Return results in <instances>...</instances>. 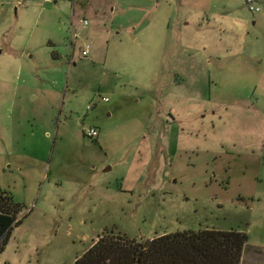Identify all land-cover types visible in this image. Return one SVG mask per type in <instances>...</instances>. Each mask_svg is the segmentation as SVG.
Wrapping results in <instances>:
<instances>
[{
	"label": "rangeland",
	"instance_id": "374dc122",
	"mask_svg": "<svg viewBox=\"0 0 264 264\" xmlns=\"http://www.w3.org/2000/svg\"><path fill=\"white\" fill-rule=\"evenodd\" d=\"M256 2L0 0V190L23 207L0 264L207 229L245 232L242 264H264Z\"/></svg>",
	"mask_w": 264,
	"mask_h": 264
},
{
	"label": "trees",
	"instance_id": "16d2710c",
	"mask_svg": "<svg viewBox=\"0 0 264 264\" xmlns=\"http://www.w3.org/2000/svg\"><path fill=\"white\" fill-rule=\"evenodd\" d=\"M21 204L0 190V252L15 226L22 223ZM248 235L241 231L177 232L135 240L104 233L73 264H242Z\"/></svg>",
	"mask_w": 264,
	"mask_h": 264
},
{
	"label": "built area",
	"instance_id": "2783aa9c",
	"mask_svg": "<svg viewBox=\"0 0 264 264\" xmlns=\"http://www.w3.org/2000/svg\"><path fill=\"white\" fill-rule=\"evenodd\" d=\"M59 1H64V0H46V2H48V3H57ZM246 5L249 7V10L252 13H259V12H261V8L258 6L256 0H246ZM85 24L87 25V22H85ZM75 38L77 39V34H75ZM90 49H91L90 46H87L84 49L83 55L85 57H87L89 55ZM104 101L105 102H109V99L106 98ZM90 108L91 107H89V109ZM85 135L88 138H91L93 140H97L99 138L100 132H99V129L98 128L91 127V128H88V129L85 130Z\"/></svg>",
	"mask_w": 264,
	"mask_h": 264
},
{
	"label": "crops",
	"instance_id": "0c3cea01",
	"mask_svg": "<svg viewBox=\"0 0 264 264\" xmlns=\"http://www.w3.org/2000/svg\"><path fill=\"white\" fill-rule=\"evenodd\" d=\"M111 4H113V2H111ZM183 82V81H182ZM182 82H179V84L181 85ZM106 99V98H105Z\"/></svg>",
	"mask_w": 264,
	"mask_h": 264
},
{
	"label": "water",
	"instance_id": "95a60500",
	"mask_svg": "<svg viewBox=\"0 0 264 264\" xmlns=\"http://www.w3.org/2000/svg\"><path fill=\"white\" fill-rule=\"evenodd\" d=\"M109 170H111V168H108L106 171H109Z\"/></svg>",
	"mask_w": 264,
	"mask_h": 264
}]
</instances>
